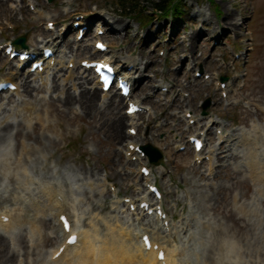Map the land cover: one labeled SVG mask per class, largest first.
Instances as JSON below:
<instances>
[{
	"label": "rangeland",
	"instance_id": "obj_1",
	"mask_svg": "<svg viewBox=\"0 0 264 264\" xmlns=\"http://www.w3.org/2000/svg\"><path fill=\"white\" fill-rule=\"evenodd\" d=\"M118 2L11 0L0 7V46L26 37L27 46L34 51H41L40 47L49 41V34H45L49 22L57 26V31L63 25L72 29L74 18L86 14L88 20L95 18L96 30L108 20L110 25L105 28L111 32L103 39L113 47L112 53H117V58L126 63L127 68L133 59L146 60L143 63L151 64V69L145 71L144 64L141 65L142 77L135 72L132 75L136 79L140 77V84L151 80L150 85L157 86L154 91L139 93L140 86L136 85L133 97L141 103L145 113L133 119L134 126L130 121L124 127L128 139L123 144L113 140L108 127L103 130L83 118L77 106L70 112L57 104L58 109L52 111L50 103H59V98L51 89L34 94L36 100L23 91L20 96L2 99L0 105L5 106L0 109V125L4 127L8 122L13 125L6 134L1 132L0 126V135L5 136L0 144L14 139L15 151L9 160L0 164V213L24 220L14 225L10 235L0 227V236L10 243L8 248L14 253L16 264H49V253L56 251L62 241L44 216L50 205L44 195L48 190H58L68 201L66 211L77 231H91L98 239H106L109 226L125 227L127 219L132 217L121 214L118 208L125 204L124 198H134L136 205L143 198L137 196L146 192V181L141 180L139 169L146 166L165 197L163 204L169 217H179L170 223V232L165 233L162 225L157 224L148 226V232L177 256L176 264H222L225 260L264 264V198L249 178L243 149L221 163L217 161L221 150L216 144L217 127L214 125L206 138L208 153L216 151L211 172L210 162L197 164L193 153L178 151L190 135L205 133L203 129L211 125L210 120L223 125L225 134L231 133L235 139L238 135L253 136L255 132L264 135V0H214L213 6L207 0H188L181 23L171 19L156 23L149 18L145 29L139 28L137 20L125 16L117 8ZM144 6L150 10L147 3ZM219 13L221 16L217 15ZM227 13L234 16L232 28L223 26ZM114 20H119L122 26L115 25ZM125 24L128 26L123 27ZM117 32L119 34L115 35ZM77 34L74 30L66 42H74ZM194 34L202 38L195 43V49L191 41ZM92 38L70 54L60 42L59 50L66 56L65 68L67 57L75 58L78 68L82 60L92 58L93 51H85L86 47L94 50ZM193 51L194 61L191 59ZM9 64L1 54L0 80L22 83V78L12 69L13 64ZM71 69L76 70L75 77L84 73V69ZM199 72H204L203 77H197ZM206 75L211 78L204 80ZM222 77L228 78L226 99L219 90L218 82ZM86 87L91 89L92 86L86 84ZM163 87L166 89L161 91ZM208 100L211 106L204 115ZM27 102L36 113L32 119L24 112L19 113ZM122 109L125 116V102ZM187 111L203 121L190 126L185 116ZM37 116L47 126H52L51 129L36 130ZM130 127L138 132L135 137L129 132ZM38 138L41 145L35 144ZM130 142L140 147H156L164 155L163 167L150 164L147 156L138 162L127 158ZM23 146L35 148V155L25 158ZM137 158L140 157L137 155ZM66 171L82 177L76 181L80 186L78 190L73 191L67 183ZM88 173H93V177ZM106 180H109L105 185L108 198L101 194L100 188ZM110 184L114 189L111 190ZM122 208L127 210L128 205ZM230 212L241 220L244 230L229 218ZM5 261L0 257V264Z\"/></svg>",
	"mask_w": 264,
	"mask_h": 264
},
{
	"label": "bare ground",
	"instance_id": "obj_2",
	"mask_svg": "<svg viewBox=\"0 0 264 264\" xmlns=\"http://www.w3.org/2000/svg\"><path fill=\"white\" fill-rule=\"evenodd\" d=\"M11 0H0V7L2 4H6ZM93 22V20L88 21V25ZM115 24L118 26H122L119 20H114ZM207 22V21H206ZM234 22V16L232 14L227 13L226 21L224 23L225 28H232ZM127 24L123 27H127ZM210 26V25H209ZM236 31V29H233ZM124 31V30H123ZM59 32V31H58ZM72 30H69V36L73 35ZM60 33V32H59ZM47 34L52 35L51 43L55 47L58 48V50L61 48V43L65 44L66 50L69 51V54L73 52V50L77 49L80 50L84 44H76L78 42L69 41L66 42V38H62L60 34H54L53 32L47 31ZM119 32L115 33V35H118ZM92 36L89 34V37ZM115 38L117 36H114ZM201 38L200 35H193L191 37V41L194 44L197 43ZM114 40V39H113ZM191 47V49L193 50ZM95 49V48H94ZM26 50V49H25ZM85 51L88 53H91L93 50L90 49V47H86ZM191 59H196L194 51L192 52ZM93 54L100 56V54L94 50ZM118 54L115 53L114 55H104L103 60L106 61H112L116 64L123 63L119 58H117ZM69 60L66 63L67 68H65V61L62 60V58H59V60L56 63V66L54 68L48 67V71L43 74H38L37 76H34L35 81H31V78L33 75L27 74L25 78V71H21L17 68V66L14 68L17 76L21 75V78H23V82L21 84V87L19 88L18 92H16L17 96H20L21 89L23 93L28 95L30 98L36 100V97L34 94L41 93L44 89H51L55 94H58V102L59 103H50V107L53 110L58 109L57 104H62L63 107L67 110L72 112L73 108L75 106L79 107V109L83 112V118L86 117L88 122L92 123L93 125H96L97 127L102 128L103 130L107 127L109 128V131L112 132V136L114 141H117L118 143H122L128 139L126 136V132L123 131L125 126H128L129 122L132 121V126L134 125V118L133 116H127V114L123 115V109L122 105L125 101L124 98L120 97L116 98V94L110 93V95L105 94L103 96V101L101 102V88L98 86V82L95 79V76L88 71L85 70L84 73H82V76L75 77V69L70 70V64L73 63L74 66H76L75 58H72L71 56L68 57ZM143 61H146L144 59H133L130 63L131 65H134V72L139 73L140 77H142L143 71L141 70V65H144ZM81 65V64H80ZM130 65V66H131ZM145 71H149L151 69V64L146 62ZM60 67V68H59ZM13 68V67H12ZM77 69H80L76 66ZM82 69V68H81ZM54 75L51 77V74L55 72ZM128 72V71H127ZM126 72V73H127ZM62 74V76H60ZM187 76L189 73L186 74ZM60 76V77H59ZM81 77V78H80ZM140 77L138 79L134 78V86L138 85L139 93H144L146 90L154 91V88L152 87L151 80H145L143 83L140 82ZM13 81V80H9ZM49 84L51 86L49 87ZM87 85L92 86L91 89L86 87ZM49 87V88H48ZM4 98L3 96H0V101ZM182 103V102H180ZM56 105L58 107H56ZM5 106V105H4ZM3 105H0V109H3ZM182 109H184V105H178ZM7 107V106H6ZM162 107L165 110H168V107L166 105H162ZM7 108H5L6 110ZM23 112L29 117L30 119L33 118V116L36 115L34 108L32 107V104L30 102L25 103L24 109L19 112L20 114H23ZM58 112V111H57ZM187 111L185 115L188 113ZM55 113V112H52ZM59 116L61 117L62 114L59 113ZM108 117V118H106ZM79 119V117H76ZM85 118V119H86ZM198 117H192L190 120H196ZM37 125L36 130L41 129H47L50 130L52 126H47L43 119L40 116L36 117ZM189 120V122H190ZM199 122V121H198ZM180 123H183V121L180 119ZM210 123L213 125H218L219 123L215 120H210ZM13 123L8 122L4 127L1 125V132L3 134H6V132L10 131L11 126ZM181 125V124H180ZM134 128V127H130ZM208 131L211 130V127H208ZM219 129H223V127H219ZM4 135H0V143L4 140ZM233 135L230 133L229 135H220L219 141H220V147L218 150H221L220 154L216 156V160L220 163L223 162V160L235 156L236 152L239 151V149H243V152L245 153L243 155L244 157V165L249 172V178L252 182H254L258 190L260 197L264 198V135H262L261 132H255L253 136H238L236 139L232 138ZM35 144L41 145L40 138L36 139ZM134 146V149L131 151L130 146ZM138 146V143H131L128 144V150L126 154L131 153V158L136 156L135 153V147ZM24 147L23 155L25 158L30 159L31 156L35 155V148L33 147ZM229 148V150L227 149ZM216 151H211L209 153V157L211 158L210 163V171L213 170V155H215ZM143 167L140 168V170ZM212 174V173H211ZM88 176L93 177V173H88ZM109 179H112L110 177ZM144 179V176L141 180ZM109 180H106L104 184L100 187L101 188V194H106V197H109V193L107 192L105 185ZM110 186H113L110 184ZM107 192V193H106ZM46 198V202L50 204L48 208L45 211V217L50 222V224H53V229L57 231L58 235L60 236V241H62V244L59 248L56 249V251H51L49 253V256L51 258L49 264H162L161 261L158 259V251L155 252L153 249L148 251L145 250L144 244L142 243L141 239L146 234L147 230V222H146V214L142 213L140 211H137L135 213H131L128 210H123L122 205L118 208L121 210V214L127 213L128 215H131V219H127V222H125V227H119V226H109L108 227V238L106 239H98V235L96 233H92L91 231L85 232V231H77L74 225L72 226L71 233L70 234H77L79 235V240L77 245L75 246H67L66 251L60 256L59 259H54V256L56 253L60 250L61 247H63L70 235H66L64 233L63 225L60 224V217L63 215H66V209L68 207V201L63 195L62 192H59L58 190L50 191L48 190L47 193L44 195ZM60 199V200H59ZM65 199V201L63 200ZM236 201V200H235ZM83 202V201H82ZM134 203V200L132 199L131 204ZM135 204V203H134ZM124 207V205H123ZM129 208V206H128ZM106 209V206L105 208ZM131 213V214H130ZM11 215L7 213H0V227L6 232L7 235L11 234V230L13 229L15 224L21 223L24 219L23 217L16 218L12 217ZM2 217H9L10 222L8 224H5L2 220ZM229 218L236 224L238 227H240L241 230H244L245 227L241 225V220H239L235 214L232 212L229 213ZM150 222H154L159 224L160 221L157 219H150ZM26 221V220H25ZM149 223V222H148ZM165 223V222H163ZM115 225V224H114ZM5 237L0 236V257L4 258L6 261L4 264H16V257L14 253H10L8 246H10V243H6ZM150 240L153 244V246L156 245V241L150 237ZM163 247V246H161ZM164 249V248H161ZM177 253V252H176ZM212 253V251L210 252ZM165 263L166 264H176L177 260L174 259V254L171 253V251H167L165 255Z\"/></svg>",
	"mask_w": 264,
	"mask_h": 264
},
{
	"label": "trees",
	"instance_id": "obj_3",
	"mask_svg": "<svg viewBox=\"0 0 264 264\" xmlns=\"http://www.w3.org/2000/svg\"><path fill=\"white\" fill-rule=\"evenodd\" d=\"M146 3L148 7L153 8V12L166 18L179 16L184 8L183 0H121L118 8L131 17L141 15L147 18L149 9L143 7Z\"/></svg>",
	"mask_w": 264,
	"mask_h": 264
},
{
	"label": "clouds",
	"instance_id": "obj_4",
	"mask_svg": "<svg viewBox=\"0 0 264 264\" xmlns=\"http://www.w3.org/2000/svg\"><path fill=\"white\" fill-rule=\"evenodd\" d=\"M15 151V140L9 139L6 144H0V164H3L6 160H9ZM25 175H30L29 173L25 172ZM65 179L67 183L71 186L72 190H78L79 184L76 183L77 180L82 179L81 176H78L77 174L66 171L65 172ZM222 264H241L239 260H225L222 262Z\"/></svg>",
	"mask_w": 264,
	"mask_h": 264
},
{
	"label": "water",
	"instance_id": "obj_5",
	"mask_svg": "<svg viewBox=\"0 0 264 264\" xmlns=\"http://www.w3.org/2000/svg\"><path fill=\"white\" fill-rule=\"evenodd\" d=\"M17 44L23 46L24 49L26 47L25 46V39L17 41ZM144 151H145V153H147L150 156L152 162H154L155 164H159L158 162L162 158V155L160 152H158L155 149H152L151 147L144 148Z\"/></svg>",
	"mask_w": 264,
	"mask_h": 264
},
{
	"label": "snow or ice",
	"instance_id": "obj_6",
	"mask_svg": "<svg viewBox=\"0 0 264 264\" xmlns=\"http://www.w3.org/2000/svg\"><path fill=\"white\" fill-rule=\"evenodd\" d=\"M102 69H103V68H102ZM106 71L109 72V73H111L112 69H111V68H107ZM101 75H103V74L101 73ZM103 83H104V85H105V90H107V88H108V83H109V82H108V77H107V76H103ZM125 94H127V93L125 92ZM131 111H132V112H135V111H137V109H136V108H132Z\"/></svg>",
	"mask_w": 264,
	"mask_h": 264
}]
</instances>
